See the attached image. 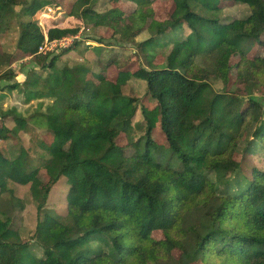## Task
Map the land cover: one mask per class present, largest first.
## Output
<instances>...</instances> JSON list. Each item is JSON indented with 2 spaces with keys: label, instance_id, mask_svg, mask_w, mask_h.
<instances>
[{
  "label": "trees",
  "instance_id": "16d2710c",
  "mask_svg": "<svg viewBox=\"0 0 264 264\" xmlns=\"http://www.w3.org/2000/svg\"><path fill=\"white\" fill-rule=\"evenodd\" d=\"M54 1H23L29 18L17 42L31 66L21 81L11 69L0 75V99L16 91L37 101L27 114L15 106L0 114V142H12L0 146V197L14 198L10 183L28 185L44 170V198L60 177L68 180L66 207L56 216L39 206L32 243L0 215V264H264V102L253 96L254 88L264 96V0H161L171 7L166 19L156 17V0L102 12L97 0H72L65 16L109 30L87 37L99 44L96 54L109 41L135 48L124 64L118 53L105 58L97 77L86 64L57 66L77 39L60 53L40 51L80 30L60 18L44 32L38 15ZM19 3L0 0V47ZM233 6L220 17L196 10ZM255 47L259 57L250 55ZM141 58L145 75L128 67ZM111 65L113 79L104 76ZM133 81L144 85L141 97L123 93ZM34 128L52 140L39 141L43 151L32 157L19 133Z\"/></svg>",
  "mask_w": 264,
  "mask_h": 264
},
{
  "label": "rangeland",
  "instance_id": "374dc122",
  "mask_svg": "<svg viewBox=\"0 0 264 264\" xmlns=\"http://www.w3.org/2000/svg\"><path fill=\"white\" fill-rule=\"evenodd\" d=\"M19 4H15L11 7V13L5 20L2 25L3 30L1 31V47H0V75L11 69L17 76L13 81H21L25 77V71L28 67L31 66L29 62L30 52L25 46L19 44L18 32H19V24L24 20L28 19V16H23V1L25 0H15ZM232 0H222V5L228 6ZM72 0H56L54 3H51L45 6L38 15L39 23L43 27L44 32L46 33L49 23L51 20H56L60 18H64L63 25L66 26H74L79 25L80 38L77 41L76 49L69 51L68 53L63 54L57 62V66L60 68L64 65L73 66L76 64H86L92 72L89 74V77H97L96 73H99L101 69L100 63L104 61L105 58H108L110 55L114 53H118V58L120 62L124 64L126 62V56H128L132 49L134 48L131 44L127 43L123 47L116 44L114 41H109L103 45V51L101 55L95 53L92 50V46L99 45L97 42L93 41L91 38L87 39V37H105L106 34H109V30H96L92 27L90 23L86 21H79L74 17L65 16V12H67L69 4ZM111 6L127 8L130 5L125 3L124 0H114L109 2V0H97L94 5L95 9L99 12L106 11L111 8ZM55 7H60L58 10L61 14H58L54 9ZM51 10H50V9ZM155 15L158 19H166L171 12V7L165 5L163 1L156 0L154 2ZM233 8H228L225 12L218 13H206L202 8L197 7L196 10L203 15L208 16H222L224 13H227L229 9L234 10ZM55 11V12H54ZM54 12V14H53ZM232 13V12H231ZM167 34L161 36L164 38ZM149 34L145 31L135 37L136 41H142L146 39ZM107 41V40H105ZM70 43V40L66 42L65 46ZM55 47V46H54ZM47 41H44L43 45L40 47V51L45 53L47 51H53L55 53H60L63 47H56V49L51 50L52 48ZM135 49V48H134ZM159 59H164L168 48L165 47L163 49L158 50ZM250 55L253 57H259L260 51L255 47L250 52ZM124 56V57H122ZM199 61V59H198ZM144 60L141 58L137 62H132L128 65V67L132 71H144L146 69ZM118 69L115 65H111L108 67L104 73L105 77L113 79L117 74ZM145 75V71L143 72ZM7 82L4 79L0 80V85L6 84ZM133 84L128 83L123 88L124 94H130L136 97H141L145 93L144 85L142 83L133 81ZM220 83H214L217 91H222V87L219 86ZM1 92V91H0ZM238 93L244 95L245 92L242 88L238 90ZM253 96L259 98L264 102L263 91L257 88H254ZM49 100H44V103H48ZM37 101H32L30 103H25L23 101V96L18 94L16 91H12L6 94L2 99H0V114L4 112L6 109L15 106L17 110H19L23 114H27L26 108L29 106H35ZM139 113L137 112L136 120L139 118ZM6 124L8 126H12L13 122L10 120H6ZM32 133L20 132V141L26 147L29 148L30 155L32 157L38 156L43 150L39 146V141H43L45 143H49L52 140L50 134L44 129L34 128ZM154 138L158 143H164V138L161 135L158 128L154 131ZM4 145L9 148L12 145L11 140H6L4 142H0V146ZM238 158V155L236 154ZM66 177L62 176L58 179V181L51 187L49 193L46 198H44V187L46 186L47 177L45 175L44 170H41L38 176L35 178L34 182L29 183L28 185H18L14 183H10V187L14 190V195L12 198L9 196L0 197V215H9L14 221V227L18 228L19 235L22 241L32 243L36 223L38 221L39 216V206L43 205L44 209L51 212L52 214L58 216L65 210L66 207V194L68 193L69 185L67 183ZM23 203V207H19V204ZM36 248L37 254L38 247ZM12 254L6 256L8 261L12 260Z\"/></svg>",
  "mask_w": 264,
  "mask_h": 264
},
{
  "label": "built area",
  "instance_id": "2783aa9c",
  "mask_svg": "<svg viewBox=\"0 0 264 264\" xmlns=\"http://www.w3.org/2000/svg\"><path fill=\"white\" fill-rule=\"evenodd\" d=\"M59 8L60 7H55L54 10L58 13L59 12V10H58ZM54 12H53V14H54ZM58 14H61V12H59ZM80 37H81L80 36V33H78V34L73 35V36L63 37V38H60V39H57V40H53V41H47V43L50 44L51 47H54L55 46L54 48L51 49V50H54L58 46L59 47H67V46H69L74 41V39H77L78 40ZM69 40H70V43L67 46H65L66 42H68Z\"/></svg>",
  "mask_w": 264,
  "mask_h": 264
},
{
  "label": "crops",
  "instance_id": "0c3cea01",
  "mask_svg": "<svg viewBox=\"0 0 264 264\" xmlns=\"http://www.w3.org/2000/svg\"><path fill=\"white\" fill-rule=\"evenodd\" d=\"M112 7V6H111ZM9 127H11V126H9Z\"/></svg>",
  "mask_w": 264,
  "mask_h": 264
}]
</instances>
